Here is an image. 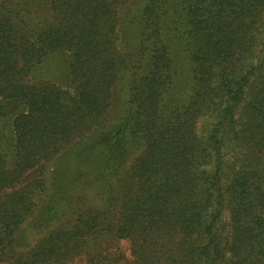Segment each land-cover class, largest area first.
Wrapping results in <instances>:
<instances>
[{
	"label": "trees",
	"instance_id": "1",
	"mask_svg": "<svg viewBox=\"0 0 264 264\" xmlns=\"http://www.w3.org/2000/svg\"><path fill=\"white\" fill-rule=\"evenodd\" d=\"M74 262L264 264V0H0V264Z\"/></svg>",
	"mask_w": 264,
	"mask_h": 264
},
{
	"label": "rangeland",
	"instance_id": "2",
	"mask_svg": "<svg viewBox=\"0 0 264 264\" xmlns=\"http://www.w3.org/2000/svg\"><path fill=\"white\" fill-rule=\"evenodd\" d=\"M68 55L67 54H54L49 58V60L40 68L39 74L42 77L50 79L56 83L66 86L69 81V71H68ZM119 102H123L122 97H119ZM36 231L30 229L27 225L25 226L24 234L27 233V242H31V238L36 236ZM124 248L128 246L127 242H120ZM73 264H83L82 262H74Z\"/></svg>",
	"mask_w": 264,
	"mask_h": 264
}]
</instances>
